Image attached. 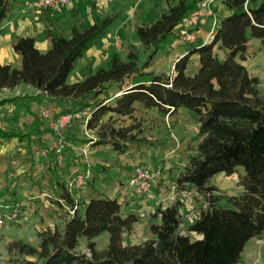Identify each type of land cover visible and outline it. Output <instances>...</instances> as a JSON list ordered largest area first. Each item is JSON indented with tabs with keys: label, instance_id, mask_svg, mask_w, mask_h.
Returning a JSON list of instances; mask_svg holds the SVG:
<instances>
[{
	"label": "trees",
	"instance_id": "obj_1",
	"mask_svg": "<svg viewBox=\"0 0 264 264\" xmlns=\"http://www.w3.org/2000/svg\"><path fill=\"white\" fill-rule=\"evenodd\" d=\"M164 1L166 7L152 23L134 30L138 46L152 49L141 67L130 45L125 61L114 53L106 68L67 82L77 59L113 23L114 16H106L86 28L71 26L68 36L47 27L46 51L37 48L33 37L16 38L12 48L20 56V67L0 63V89L31 85L51 100L73 104L61 112L89 110L86 127L95 130L94 143L118 152L139 132L138 124L117 125L120 117H132L135 102L161 115L180 108L193 112L195 145L173 182L177 192L196 190L195 217L185 220L180 200L157 204L148 214L149 236L130 244L123 238L141 219L140 212L124 213L116 198L96 194L77 200L71 215L54 200L62 210L61 222L38 231L36 246L21 239L9 241L6 264H237L247 241L263 236L264 95L258 77L241 61L248 36L264 45V0H221L230 13L219 20L209 42L193 46L175 61L169 75L144 68L198 0ZM11 5V0H0V22ZM216 46L227 50L225 57H218ZM192 54L198 56V67L188 73ZM239 166L243 173L238 176V194H224L210 184L215 174L229 176ZM59 197L73 204L65 188ZM103 232L108 242L97 250L94 238ZM81 237L87 241L85 252L78 248Z\"/></svg>",
	"mask_w": 264,
	"mask_h": 264
},
{
	"label": "crops",
	"instance_id": "obj_2",
	"mask_svg": "<svg viewBox=\"0 0 264 264\" xmlns=\"http://www.w3.org/2000/svg\"><path fill=\"white\" fill-rule=\"evenodd\" d=\"M31 1L11 0L10 10L5 19L0 22V63L20 67V56L12 48L13 41L18 37H33L37 48L40 51H46L50 46L46 35L47 27L68 36L73 25L86 28L95 20L114 16V21L105 34L106 38L97 39L83 56L77 59L73 70L76 69L75 73L80 71L81 75L86 74L93 67L98 68L102 63L108 64L112 54L119 55V51L130 45L138 46L134 30L136 26L143 23L135 22L136 14L140 13L142 16L149 13L150 9L157 4L161 10L166 7L164 0H135L133 4L129 2L124 4V0H70L67 5L58 9L36 11L30 6ZM123 4L128 5L124 7ZM211 7L212 13L202 18L193 28L195 31L193 44L178 39L177 31L180 28L177 27L173 34L164 38L159 44L161 55L155 58L145 71L172 74L174 63L178 58L186 54L193 46L209 42L219 20L230 13L221 0H214ZM116 38L119 40L117 45ZM256 43L254 37H247L245 59L241 63L250 75L258 77L261 84V77L264 79V56L257 58L252 45ZM215 52L219 58H223L227 50L216 46ZM251 57L253 60L250 59ZM197 67L198 56L192 54L187 72L192 73ZM78 78L72 76L70 83L78 81ZM262 94L264 95V92ZM72 106L70 102H59L47 98L44 93L31 85L20 84L14 88L0 89V204L22 203L23 207L30 212L29 219L30 216L35 217L33 227L36 235L38 231L47 227L52 228L63 219L62 210L51 197H59L70 175L89 168L91 175L87 186L74 193L71 199L88 200L96 194L116 198L121 203L124 213L140 212L141 219L133 225L130 233L140 236V222L143 224L142 231L148 228L147 220L151 208L157 204L173 203L166 181L173 182L186 161L185 159L180 163L181 167H177L179 169L175 173H170V155L180 146V143L178 140H175V143L170 139V150H166L161 157L155 158L157 155L153 156L147 150L148 146L139 140L141 136L137 134V140L126 143L125 151L118 152L108 144L94 143L97 134L95 130L86 127L90 111L82 110L81 112L86 111L89 115L82 114L63 131L61 137L65 140V146L62 150V161L59 165L54 164V155L51 157L50 153L44 156L41 151L52 146L57 136L50 132L48 120L40 117L39 112L47 109L55 115L62 109ZM133 106L135 110L132 117L119 118L124 121L122 122L124 126L129 125L134 118L151 117L150 114L157 122H160L162 118L160 116L179 122L183 116L196 119L193 112H186L183 108L173 114L161 115L156 108L144 109L138 102H135ZM183 131L186 132V130ZM102 153L115 156L114 161L102 156ZM136 164L150 170L163 168L153 186V191L157 193L151 198L136 194L128 186ZM177 200L182 202L181 209L186 218L195 214L196 202L193 198L190 199L191 202H186L188 199L183 200L177 192ZM17 225L21 226L22 223ZM125 238L130 239L129 234L124 236V243H136L131 239L127 242ZM9 241L11 239H6L5 243ZM242 253L246 255L250 264H264V234L260 238L249 239ZM7 259L8 253L5 262Z\"/></svg>",
	"mask_w": 264,
	"mask_h": 264
},
{
	"label": "rangeland",
	"instance_id": "obj_3",
	"mask_svg": "<svg viewBox=\"0 0 264 264\" xmlns=\"http://www.w3.org/2000/svg\"><path fill=\"white\" fill-rule=\"evenodd\" d=\"M135 0H124V4L129 2V4H133ZM156 1V0H155ZM157 3V2H156ZM123 4V5H124ZM166 4V3H165ZM128 5V4H127ZM127 5H124L127 6ZM135 7V6H134ZM151 11L149 13L143 14L141 16L140 13L138 15L136 14L135 16V22L140 24V23H145V24H150L152 23L159 15V13L162 11L160 9V6L157 4L155 7H152L150 9ZM212 10V7H211ZM140 14V15H139ZM143 21V22H141ZM167 38V37H165ZM164 39L161 40V42ZM256 44H252L254 47L255 54L258 56H264V45L261 43V41L257 38H255ZM160 42V43H161ZM159 43V44H160ZM158 45V50L155 55H153V58L151 62L155 59L158 58L159 55H161V51L159 49ZM129 48V47H128ZM128 48H125L121 51H119V56L121 60L125 61L126 60V54L128 52ZM137 53H138V66L141 67L143 63L149 58V55L152 51L151 48H143L141 46H135ZM250 59L253 60V57ZM150 62V64H151ZM108 64L102 63L99 67H107ZM97 68L93 67L91 68L86 74L81 75L80 71L76 72V69H74L68 76L67 82L70 83V80L73 77H79L77 80H82L86 75L94 73V71ZM145 71V68H144ZM80 72V73H79ZM153 72V71H152ZM155 73V72H153ZM165 74V73H164ZM167 75V74H166ZM24 85V84H23ZM259 91L262 94L264 92V79L261 77V84H259ZM184 111L189 112V110L184 109ZM151 117L146 116L145 118L139 117V119H132L129 123L130 124H138L139 125V134L141 138L139 140L142 141L144 145H147L151 154L155 156V158L161 157L166 150H170L169 143L170 139L175 142V140H178L180 143V146L171 153V166L169 167L170 173H175L177 167H181L180 163L184 162L186 159L187 155L191 152V149L195 145V140H194V135L196 134V119L189 117V116H183L180 118V122L177 120L171 121L168 117H162L160 122H157L156 120L152 119L154 118L153 115L150 114ZM157 116V118L159 117ZM122 122L123 120H119L117 125H123ZM128 122V121H127ZM196 129V130H195ZM183 130H186L184 133ZM63 133V132H62ZM137 140V139H136ZM176 143V142H175ZM182 143V144H181ZM150 147V148H149ZM102 156L104 155L108 159H111V161L115 159V156H111L109 153H102ZM156 169V168H155ZM163 170V168L161 167ZM243 173L242 167H237V172L233 173L232 175L226 176L223 173H218L215 174L212 179L210 180V184L214 185L219 192H222L224 194L228 195H233V194H238L241 191V187L238 184V176ZM156 191H153V196L156 194ZM199 196H193L192 198H198ZM195 199L194 201H196ZM31 218L28 221L22 222V225L19 226L15 223H10L4 226L2 231L0 232V264H6L5 258L7 256V250H6V239H11L16 240V239H21L24 240L34 246L37 245V239L33 227V221L34 218L33 216H30ZM142 223L140 222V236L135 235L134 233L129 234L131 241H135L136 243H139L143 241L144 239L147 238V235L149 236V230L144 229L142 231ZM137 232V231H136ZM129 238H125L127 242L130 240ZM94 241L96 242V249L101 250L104 249L107 245L108 242V235L106 232L101 233L97 237L94 238ZM86 239L84 237H81L79 240V246L78 248L85 252L87 251L86 249ZM264 259V255H263ZM237 264H250V262L247 260V257L244 253L241 254V259L239 263Z\"/></svg>",
	"mask_w": 264,
	"mask_h": 264
},
{
	"label": "built area",
	"instance_id": "obj_4",
	"mask_svg": "<svg viewBox=\"0 0 264 264\" xmlns=\"http://www.w3.org/2000/svg\"><path fill=\"white\" fill-rule=\"evenodd\" d=\"M69 1L70 0H32L30 2V6L36 11L58 9L67 5ZM213 2L214 0H198L195 8L186 14L178 26L180 28L177 31L178 39L190 44L195 42V31L193 28L202 18L212 13L211 5ZM103 38H106V35H104ZM118 43L119 40L116 38L115 44L117 45ZM82 114L89 115L86 111L59 112L52 115L47 109H42L39 112V116L48 120L49 130L52 134L56 135L57 138L52 146L44 148L41 151V154L47 156L48 154L53 153L55 155L56 164H61L62 150L65 146V140L61 137V134L74 119L81 117ZM161 172L162 169L159 167L154 170H150L143 165L136 164L133 167V174L128 181V186L132 188L136 194L145 198H151L153 196V186L156 183V179L160 177ZM90 175L91 170L89 168L70 175L65 182V189L69 195L72 196L74 193L87 186ZM167 183L171 193L170 198L174 202L177 200V186L174 182L166 181V184ZM179 194L183 200L188 199L186 202H191L190 199L193 196H197V192L193 188L181 190L179 191ZM47 197L49 196L47 195ZM51 198L57 201L69 215L73 214L77 207V200L75 199H72L73 204H68L60 197ZM153 208H151L150 212L153 211ZM29 215L30 212L26 210L20 202L0 204V232L7 224H21L22 222L27 221L29 219ZM191 217H195V214L188 216L187 218L185 217V220H189Z\"/></svg>",
	"mask_w": 264,
	"mask_h": 264
}]
</instances>
